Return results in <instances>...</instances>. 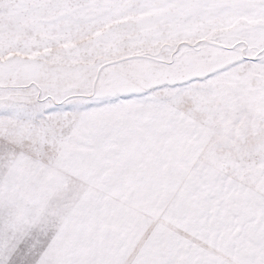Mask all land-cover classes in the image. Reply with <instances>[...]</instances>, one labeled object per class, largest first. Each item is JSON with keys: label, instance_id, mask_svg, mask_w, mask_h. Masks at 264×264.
<instances>
[{"label": "snow or ice", "instance_id": "obj_1", "mask_svg": "<svg viewBox=\"0 0 264 264\" xmlns=\"http://www.w3.org/2000/svg\"><path fill=\"white\" fill-rule=\"evenodd\" d=\"M0 264H264V0H0Z\"/></svg>", "mask_w": 264, "mask_h": 264}]
</instances>
